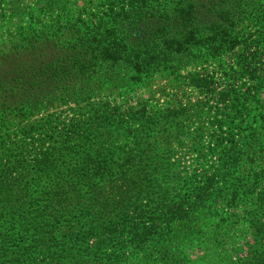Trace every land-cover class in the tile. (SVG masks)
I'll return each instance as SVG.
<instances>
[{"label":"trees","instance_id":"obj_1","mask_svg":"<svg viewBox=\"0 0 264 264\" xmlns=\"http://www.w3.org/2000/svg\"><path fill=\"white\" fill-rule=\"evenodd\" d=\"M105 7L77 19L61 43L47 36L0 53V131L18 123V140L0 150L5 223L0 264H149L153 256L161 261L157 246L164 238L196 226L197 217L211 211L219 227L239 211L250 235L239 259L224 251L216 263L264 264V213L256 212L264 210V188L256 192L261 176L252 171L250 183L233 176L238 155L264 123V107L253 104L264 86V0H114ZM230 53L233 75L221 70L228 78L224 82H217L214 70L185 77L216 98L217 110L230 120L216 167L199 181L197 175L184 180L174 195L156 192L148 167L152 161L134 149L141 138H132V121L118 108H90L65 120L34 119L54 102L65 105L92 91L94 80L113 71L132 85L158 68L177 70ZM251 109L262 117L255 120L259 126L247 120ZM137 114L143 117L134 110L133 120ZM111 126L124 145L103 140L104 130L112 135ZM28 171L36 174L32 181L26 179ZM171 258L166 263L185 259L175 253Z\"/></svg>","mask_w":264,"mask_h":264},{"label":"rangeland","instance_id":"obj_2","mask_svg":"<svg viewBox=\"0 0 264 264\" xmlns=\"http://www.w3.org/2000/svg\"><path fill=\"white\" fill-rule=\"evenodd\" d=\"M110 2L114 0H0V53L4 55L15 46H26L29 39L47 36L57 38L61 43L67 39V30L71 24L79 18L86 19L90 14L105 11V6ZM241 50L242 47L234 52L240 53ZM234 59L230 53L206 62L186 63L177 70L158 68L151 76L131 81L132 85L113 76V71L100 82L94 80L92 91L76 96L65 105L54 102L51 108L34 119L52 115V119L59 117L65 120L64 117L73 118L74 113L90 108H118L119 115H127L124 119L128 117L132 121V138H141V145L134 146V149L147 154L152 161L148 167L150 180L158 187L156 192H164V197L167 193L174 195L183 188L181 184L184 180L197 175L196 181H199L203 175L211 172L212 167H216L221 148L225 144L221 138L225 122L230 120L217 110L216 98L188 84L185 77L194 70H214L217 72L214 74V78H218L217 82H224L228 78H222L219 72L224 69L228 76L233 75L231 70L234 68ZM229 81L233 82L232 78ZM254 95V106L264 107V86L261 85ZM134 110L142 113L143 117L137 114L138 117L133 120L130 113H134ZM258 112L251 109L247 118L254 126H259L256 119L262 120V117L256 115ZM219 124L222 125L221 130ZM17 125V120H14L6 128L7 131H0V150L3 152L12 148L18 140ZM247 125H242L246 132L249 129ZM107 130L112 135L107 136L109 132L104 130L101 137L105 142L113 143L114 146L124 145L125 140L118 129L111 126ZM18 152L26 154L24 151ZM238 156L233 176L239 181L250 183L251 172L257 171L261 176L256 189L259 192L264 188V123L260 125L258 136L248 150L241 151ZM30 171L25 174L28 181L36 177ZM256 212L263 214L264 210L258 207ZM234 214L222 227L212 217V211L207 215L201 214L197 217L196 226L193 223L187 228H178L164 238L163 244L157 246L161 261H155L153 256L147 259V263L170 264L166 262L173 260L172 253L180 259L185 257L182 264H217V254L221 256L224 251L229 256L231 254L232 260L239 259L242 256L239 254L240 249H245L244 244L250 235L244 224L246 216L239 211ZM4 226L0 217V231H3ZM1 246L3 242H0ZM233 248L238 250L233 253Z\"/></svg>","mask_w":264,"mask_h":264}]
</instances>
